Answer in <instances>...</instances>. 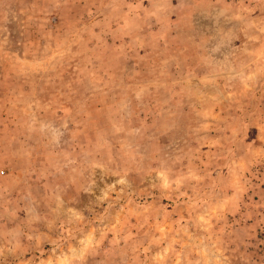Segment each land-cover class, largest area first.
<instances>
[{
    "label": "rangeland",
    "instance_id": "1",
    "mask_svg": "<svg viewBox=\"0 0 264 264\" xmlns=\"http://www.w3.org/2000/svg\"><path fill=\"white\" fill-rule=\"evenodd\" d=\"M0 264H264V0H0Z\"/></svg>",
    "mask_w": 264,
    "mask_h": 264
}]
</instances>
